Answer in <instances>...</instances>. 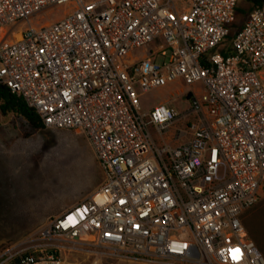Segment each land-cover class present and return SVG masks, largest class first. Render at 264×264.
I'll use <instances>...</instances> for the list:
<instances>
[{"label": "built area", "instance_id": "2783aa9c", "mask_svg": "<svg viewBox=\"0 0 264 264\" xmlns=\"http://www.w3.org/2000/svg\"><path fill=\"white\" fill-rule=\"evenodd\" d=\"M239 1L0 0V84L45 129L83 134L103 175L0 247V264H264L243 223L264 195V6L223 48ZM62 6L56 23L30 24ZM173 84L201 86L188 112L143 110ZM181 121L187 140L158 147L148 128L163 138Z\"/></svg>", "mask_w": 264, "mask_h": 264}, {"label": "rangeland", "instance_id": "374dc122", "mask_svg": "<svg viewBox=\"0 0 264 264\" xmlns=\"http://www.w3.org/2000/svg\"><path fill=\"white\" fill-rule=\"evenodd\" d=\"M171 1L182 10L189 7L191 0ZM248 9L247 1L240 0L237 10L244 13ZM68 13L67 6L54 7L32 18L30 24L34 28L53 24ZM241 20L238 16L236 24L240 25ZM26 27L27 24L14 28L9 39ZM260 79L264 86V71ZM200 89L199 85L181 88L173 84L150 91L141 99L142 108L145 111L167 103L182 114L191 109V102L186 99L188 91L197 94ZM182 122L171 127L163 138L151 127L148 131L158 147L164 141L175 147L187 140L174 137L177 130H186ZM102 182V172L83 134L62 130L36 132L23 119L0 114V247L37 233L48 221L87 199ZM243 223L264 257V195L245 213Z\"/></svg>", "mask_w": 264, "mask_h": 264}, {"label": "trees", "instance_id": "16d2710c", "mask_svg": "<svg viewBox=\"0 0 264 264\" xmlns=\"http://www.w3.org/2000/svg\"><path fill=\"white\" fill-rule=\"evenodd\" d=\"M246 1L249 5V9L246 10V12L240 13L236 9V19L238 16H240L242 19L241 20L242 23L240 25H237L236 22L233 24L232 29L235 30V32L231 31L226 41H230L231 39H233L235 34L244 26L249 14L253 10L264 6V0H246ZM0 114L5 117L13 115L15 117L23 119L33 131L41 132L43 130H47L41 124V121L38 115L36 114L35 110L29 108L23 99L17 98L14 94L11 93V91L8 88H6L1 84H0Z\"/></svg>", "mask_w": 264, "mask_h": 264}, {"label": "bare ground", "instance_id": "6f19581e", "mask_svg": "<svg viewBox=\"0 0 264 264\" xmlns=\"http://www.w3.org/2000/svg\"><path fill=\"white\" fill-rule=\"evenodd\" d=\"M15 38L17 39V38H19V36H18V35H16V36H15Z\"/></svg>", "mask_w": 264, "mask_h": 264}, {"label": "snow or ice", "instance_id": "6c2138e0", "mask_svg": "<svg viewBox=\"0 0 264 264\" xmlns=\"http://www.w3.org/2000/svg\"><path fill=\"white\" fill-rule=\"evenodd\" d=\"M71 219V218H70Z\"/></svg>", "mask_w": 264, "mask_h": 264}]
</instances>
